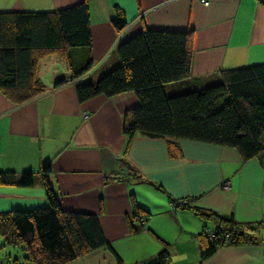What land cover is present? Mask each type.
Listing matches in <instances>:
<instances>
[{
    "label": "crops",
    "instance_id": "obj_1",
    "mask_svg": "<svg viewBox=\"0 0 264 264\" xmlns=\"http://www.w3.org/2000/svg\"><path fill=\"white\" fill-rule=\"evenodd\" d=\"M205 1L0 0V15L52 14L85 4L92 67L73 80L71 65L47 54L35 68L41 95L22 103L0 91V172L34 178L28 188L0 186V215L48 207L41 169L49 165L46 179L60 211L95 216L106 243L69 264H154L162 252L166 264H264V152L244 161L226 147L128 139L125 117L139 105L133 93L83 103L76 96V85L95 83L114 69L119 45L144 30L192 32L190 76L165 86L168 97L216 85L223 71L264 64V5ZM118 15L126 24L121 32L112 25ZM56 62L63 65L59 75L44 80L46 67ZM134 206L144 223L133 217ZM189 209L262 227L251 233L252 244L221 246L201 259L199 234L211 233L213 225Z\"/></svg>",
    "mask_w": 264,
    "mask_h": 264
},
{
    "label": "trees",
    "instance_id": "obj_2",
    "mask_svg": "<svg viewBox=\"0 0 264 264\" xmlns=\"http://www.w3.org/2000/svg\"><path fill=\"white\" fill-rule=\"evenodd\" d=\"M112 25L117 32L126 26L120 15ZM90 47L85 4L52 14H1L0 91L22 103L41 95L44 87L35 78V68L47 54L60 55L74 71L71 79L80 78L92 68ZM117 61L95 83L76 85V96L83 103L97 96L133 93L139 105L125 117L122 131L128 139L139 135L226 147L235 149L244 161L263 154L264 64L223 71L216 85L168 97L165 86L190 76L192 32L144 30L119 45ZM49 172V165L41 169L48 207L0 215V238L21 249L31 264H69L106 243L95 216L60 211L46 179ZM33 183L31 173L17 177L0 172V186L28 188ZM189 210L213 225L212 238L206 229L199 234L201 259L221 246L252 244L251 233L262 227L236 223L231 216ZM141 214L134 206L133 217L141 219ZM167 262L168 255L162 252L154 264Z\"/></svg>",
    "mask_w": 264,
    "mask_h": 264
},
{
    "label": "rangeland",
    "instance_id": "obj_3",
    "mask_svg": "<svg viewBox=\"0 0 264 264\" xmlns=\"http://www.w3.org/2000/svg\"><path fill=\"white\" fill-rule=\"evenodd\" d=\"M62 66L63 65H60V63L58 62H56V65H50V66L48 65L46 67L48 70V73H46L44 80L51 79L53 75L55 74L59 75L58 73H60L61 71L60 68ZM101 76H99V78ZM77 79H74V80H77ZM140 221L144 223V218H141ZM24 257H25V254L21 249L6 245L3 239L0 238V264H31L30 262L26 261Z\"/></svg>",
    "mask_w": 264,
    "mask_h": 264
},
{
    "label": "built area",
    "instance_id": "obj_4",
    "mask_svg": "<svg viewBox=\"0 0 264 264\" xmlns=\"http://www.w3.org/2000/svg\"><path fill=\"white\" fill-rule=\"evenodd\" d=\"M256 1H258L260 4L264 5V0H256ZM200 2H201L204 6L208 5V3H207L205 0H200ZM222 188H223V189H227V188H228L227 184H224V185L222 186ZM208 237H209V238H212V235L209 233V234H208Z\"/></svg>",
    "mask_w": 264,
    "mask_h": 264
}]
</instances>
